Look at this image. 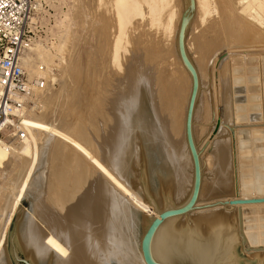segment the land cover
I'll list each match as a JSON object with an SVG mask.
<instances>
[{
	"label": "bare ground",
	"instance_id": "1",
	"mask_svg": "<svg viewBox=\"0 0 264 264\" xmlns=\"http://www.w3.org/2000/svg\"><path fill=\"white\" fill-rule=\"evenodd\" d=\"M187 1L94 0L91 13L100 11L99 19L103 8L113 23L105 33L98 28L84 64L73 63L72 53L74 30L86 19L69 23L50 47L35 33L30 38L20 53L28 103L7 119L22 138L0 146V264L17 262L18 253L30 264H146L140 240L147 226L163 208L183 203L193 181L184 129L191 77L176 43ZM42 7L37 0L33 29ZM214 15L219 23L252 20L258 29L252 43L239 36L206 52L203 71L191 36L199 26L210 28ZM184 46L198 78L191 131L200 185L193 210L161 221L151 254L167 264H239L245 250L254 264H264V202L229 203L264 198V167L248 176L251 150L240 141L248 133L237 131L252 130L258 138L252 153L263 155L262 132L253 129H264V106L262 117H249L261 121L236 123L245 108L236 103L255 99L235 96L232 77L242 60H264V0H194ZM106 79L121 96L103 93L99 83ZM22 196L28 211L18 205Z\"/></svg>",
	"mask_w": 264,
	"mask_h": 264
},
{
	"label": "rangeland",
	"instance_id": "2",
	"mask_svg": "<svg viewBox=\"0 0 264 264\" xmlns=\"http://www.w3.org/2000/svg\"><path fill=\"white\" fill-rule=\"evenodd\" d=\"M41 4L43 6L42 7L43 9L42 11H39V15L37 16V19H36L37 21H35V23L37 22V24L33 23V27L34 29L36 28L35 29L36 32L34 31V33H35V38L37 37L36 38L37 42L47 47L51 46L52 41L54 43H57L59 41V37L62 35L64 36V34L67 31L66 29L69 23H70V26H72V24H74L75 26H79V24L81 23V20L86 19L87 22L84 28L81 29L79 27H76L74 30L75 40L77 41L76 42L77 47H75V53L74 52L72 53L73 63H75V61L77 63L78 61L79 64L81 63L84 64L83 62L85 61L86 51L88 50L89 51L91 50V52L94 51L93 49H94L95 43L97 42V36H96L97 32L96 31L98 30V28H101L105 33L107 32L108 27H110V25H112L113 23V16L111 12L109 11L106 12L105 9L103 8L101 9L102 11L104 10V12L101 11L102 15L99 17V19L97 18L99 16L98 15L99 13L97 14L98 15L97 17L95 16L98 10H96V13L94 14L91 13L95 10V8L91 9L92 7L95 6L94 0H76V1L50 0L47 3L44 2V0H41ZM73 5L75 6L77 5V7L75 8V6ZM224 14H226V12L222 13V15ZM213 18L214 20L211 21L208 25V27L210 28L205 29L204 26H199L197 33H195L196 32L195 31L193 35L191 36L192 55L194 54L193 52H195L196 54L195 59L198 62V64L201 66L203 71H204L203 66L205 65L206 58L203 60L202 57L203 55H205L206 52H211L218 46L226 45L231 39L233 40L239 36L246 39L247 40V41L245 40L246 43L248 44L252 43L251 37L253 36V32H256L255 30L258 29L257 25L252 20H250L248 22L249 23L248 26H246L244 23L235 22V18H233L232 20H229L227 18L224 21L222 20V23H219V21H217V15H214ZM220 25L221 27H219ZM214 29H216V32L214 31ZM82 30H86L87 34L85 36H83V34L81 33ZM81 36H82L83 41L81 39ZM230 64L232 65L231 61H230ZM235 67L240 69L239 72L235 73L236 75L232 76L235 79L236 78L239 79V80L237 79V82H236L237 85L233 84L234 88H237V92L235 93V96L240 97L241 99L248 98L251 96V97H254L255 99V101H252L251 103L249 102L248 105H245V101H246L245 99L239 100L237 102L238 104L236 103V105L245 106V108H244V111H242V113L239 111L236 114L237 116H240V119L235 122L239 124V123H246V122L261 121V119L252 120V119H249V117L253 115L255 116L256 114L261 115L259 107H261L262 104L264 106V102H263L264 100H262V96H264V60L259 62L258 60H252V59L247 58L244 61L242 60V63H240V65L238 64L235 65ZM53 71L55 73L58 72L56 69H53ZM115 74L119 76L120 71L116 70ZM244 81H246V84ZM108 82L109 80L106 79V80L100 81L99 83V86L102 88L103 93L105 94V92L109 90L113 92L117 91L116 88L113 89L112 86H110ZM183 82H185V80H183ZM260 83H263V88L261 89L258 87L259 86L258 84ZM55 86H57V84ZM118 94L121 96L122 92L119 91ZM252 107H257L259 111H257L256 109H253ZM246 128L247 127H243L242 128L243 130L241 129L237 131L238 132L246 131L248 133L246 136H242L243 139H240V141L246 140L248 143L247 146L251 150V153L248 156V158L250 159V163H249V166L248 167L246 166V167L250 169V174L248 176H250L251 178H254L255 177L254 169H257V167L259 166L264 167V151L262 152L263 155H258V156L252 153L253 150H255V148L252 147V141L258 138L257 136H254V135L252 136L251 134L252 130H249ZM253 130H261L262 132L261 139L264 142V129L256 128ZM236 141H239L237 137H236ZM210 153H212L211 149H209L208 151V154ZM237 158L239 160V157ZM259 158L263 159V165L261 163L262 160L259 163L258 161H255L256 159H259ZM0 159H1V156H0ZM17 195H19V193H17ZM18 205L21 206L23 210L28 211L29 199L25 196L20 197V199L18 200ZM14 222H15V218L12 217L10 221V225H9V231H11ZM238 255H239V260H238L239 264H254L255 262L252 257H249V253L245 250L238 252ZM18 257L24 259V256L21 253H18ZM17 262H13V264H23L21 262H18V263Z\"/></svg>",
	"mask_w": 264,
	"mask_h": 264
},
{
	"label": "built area",
	"instance_id": "3",
	"mask_svg": "<svg viewBox=\"0 0 264 264\" xmlns=\"http://www.w3.org/2000/svg\"><path fill=\"white\" fill-rule=\"evenodd\" d=\"M36 4L37 0H0V146L6 149L10 139L22 138V132L7 119L16 118L28 103V80L20 53L36 32L29 24Z\"/></svg>",
	"mask_w": 264,
	"mask_h": 264
},
{
	"label": "water",
	"instance_id": "4",
	"mask_svg": "<svg viewBox=\"0 0 264 264\" xmlns=\"http://www.w3.org/2000/svg\"><path fill=\"white\" fill-rule=\"evenodd\" d=\"M193 10H194V0H188L181 14L179 28L177 32V40H176L179 58L184 68L187 70V72L189 73L191 77V90H190L188 104L186 108L184 129H185V136H186L188 148H189L192 162H193L192 187H191V191L188 197L183 203L176 205V206H169V207L163 208L159 212V217L153 218L150 221L149 225L147 226L140 240V249H141L143 260L146 264H167L152 256L151 251H150V242H151L152 236L163 219L169 218L171 216L179 215V214H184V213H187L193 210L195 208V203H196V199L198 196V190H199V185H200V175H201L200 163H199V152L196 149V146L194 144V140L192 137V131H191L192 111H193L194 101H195L197 89H198V78H197L196 70L192 62L190 61L186 53L185 46H184V36H185L186 28L193 14ZM260 202H264V198L236 199V200L229 201L230 204H247V203H260ZM218 203L226 204L228 202H218ZM17 261L23 264H30L25 259H22L19 257Z\"/></svg>",
	"mask_w": 264,
	"mask_h": 264
}]
</instances>
